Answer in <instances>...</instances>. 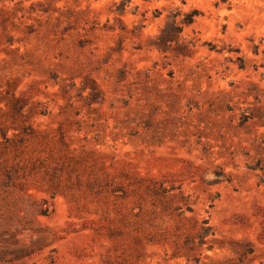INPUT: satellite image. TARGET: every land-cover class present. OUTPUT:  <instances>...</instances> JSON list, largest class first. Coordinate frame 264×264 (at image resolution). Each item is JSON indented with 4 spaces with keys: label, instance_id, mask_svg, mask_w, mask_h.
Returning a JSON list of instances; mask_svg holds the SVG:
<instances>
[{
    "label": "rangeland",
    "instance_id": "rangeland-1",
    "mask_svg": "<svg viewBox=\"0 0 264 264\" xmlns=\"http://www.w3.org/2000/svg\"><path fill=\"white\" fill-rule=\"evenodd\" d=\"M0 264H264V0H0Z\"/></svg>",
    "mask_w": 264,
    "mask_h": 264
}]
</instances>
